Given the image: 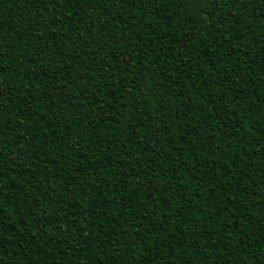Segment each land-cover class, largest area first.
Returning a JSON list of instances; mask_svg holds the SVG:
<instances>
[{
    "label": "trees",
    "instance_id": "trees-1",
    "mask_svg": "<svg viewBox=\"0 0 264 264\" xmlns=\"http://www.w3.org/2000/svg\"><path fill=\"white\" fill-rule=\"evenodd\" d=\"M0 264H264V0H0Z\"/></svg>",
    "mask_w": 264,
    "mask_h": 264
}]
</instances>
